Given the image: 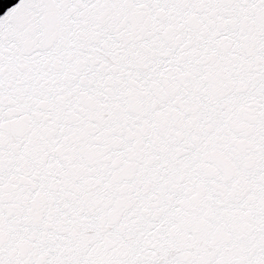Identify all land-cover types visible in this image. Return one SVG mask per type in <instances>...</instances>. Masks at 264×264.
Instances as JSON below:
<instances>
[{
	"label": "snow or ice",
	"instance_id": "1",
	"mask_svg": "<svg viewBox=\"0 0 264 264\" xmlns=\"http://www.w3.org/2000/svg\"><path fill=\"white\" fill-rule=\"evenodd\" d=\"M0 264H264V0L6 4Z\"/></svg>",
	"mask_w": 264,
	"mask_h": 264
},
{
	"label": "water",
	"instance_id": "2",
	"mask_svg": "<svg viewBox=\"0 0 264 264\" xmlns=\"http://www.w3.org/2000/svg\"><path fill=\"white\" fill-rule=\"evenodd\" d=\"M17 0H0V14L3 13L4 7L6 4H14Z\"/></svg>",
	"mask_w": 264,
	"mask_h": 264
}]
</instances>
